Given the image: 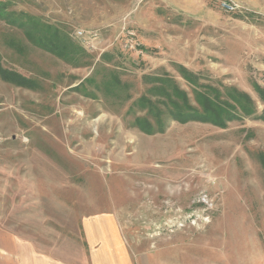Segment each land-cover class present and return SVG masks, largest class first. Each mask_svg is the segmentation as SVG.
<instances>
[{
	"label": "rangeland",
	"instance_id": "rangeland-1",
	"mask_svg": "<svg viewBox=\"0 0 264 264\" xmlns=\"http://www.w3.org/2000/svg\"><path fill=\"white\" fill-rule=\"evenodd\" d=\"M0 1L79 52L61 59L0 18V65L37 83L0 76V264H88L84 224L108 214L135 254L264 264V0ZM168 77L194 108L200 92L238 117L164 109L165 131L141 132L137 100Z\"/></svg>",
	"mask_w": 264,
	"mask_h": 264
},
{
	"label": "trees",
	"instance_id": "trees-1",
	"mask_svg": "<svg viewBox=\"0 0 264 264\" xmlns=\"http://www.w3.org/2000/svg\"><path fill=\"white\" fill-rule=\"evenodd\" d=\"M8 7L6 2L0 1V18H6L12 25H18L22 29H26L27 35L38 47L66 61H72L79 54L75 43L58 27L46 24L41 19L33 16L17 15L14 12L9 16ZM181 69L186 79L191 80L190 78L194 77L185 68L182 67ZM0 76L5 81L17 86L29 89H35L37 86L36 81L17 72L5 70L1 65ZM154 82L156 84L149 90V96L143 95L136 103L143 111L151 115L150 119L147 117L135 119V126L147 135H155L165 131L164 115L166 112L164 109H167L171 119L181 124L201 122L225 127L226 121L238 117L236 114H232L231 110L234 108H231V104L218 103V98L213 100L209 95L205 96L200 92H196V102L200 105L202 111L194 108L187 93L180 89L171 77L166 79L156 78ZM108 85L114 88L121 86L122 83L115 77L114 82ZM234 101L243 113L251 114L244 105V103L251 101L247 95L239 94L238 98H234Z\"/></svg>",
	"mask_w": 264,
	"mask_h": 264
},
{
	"label": "crops",
	"instance_id": "crops-1",
	"mask_svg": "<svg viewBox=\"0 0 264 264\" xmlns=\"http://www.w3.org/2000/svg\"><path fill=\"white\" fill-rule=\"evenodd\" d=\"M84 233L88 247V264H170L158 252L133 253L122 236L117 219L111 214L85 223ZM46 261L48 260L42 259L44 264H61ZM15 264H22V261Z\"/></svg>",
	"mask_w": 264,
	"mask_h": 264
},
{
	"label": "built area",
	"instance_id": "built-area-1",
	"mask_svg": "<svg viewBox=\"0 0 264 264\" xmlns=\"http://www.w3.org/2000/svg\"><path fill=\"white\" fill-rule=\"evenodd\" d=\"M225 7H226L227 10L229 9L230 11H235V9H236L235 7H233L231 5H228V4H226ZM76 37L83 39L85 37V34H84L83 31H78V32H76Z\"/></svg>",
	"mask_w": 264,
	"mask_h": 264
}]
</instances>
